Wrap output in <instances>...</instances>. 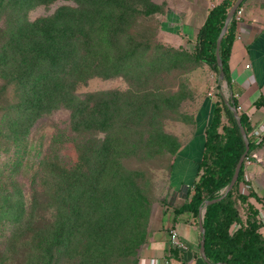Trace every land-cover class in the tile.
Segmentation results:
<instances>
[{
  "label": "rangeland",
  "instance_id": "obj_1",
  "mask_svg": "<svg viewBox=\"0 0 264 264\" xmlns=\"http://www.w3.org/2000/svg\"><path fill=\"white\" fill-rule=\"evenodd\" d=\"M190 2L116 0L109 3L126 11V21H121L117 37L119 43L125 41L135 50L130 57L132 67L108 77L93 76L80 83L75 90L80 98L88 93H98L93 99L103 100L102 104L113 100V94L119 96L114 101L119 102L117 108L122 111L114 119L120 122L121 131L115 146L111 143V147L105 150L107 156L110 153L114 156L113 162L105 170V180L100 176L101 164L91 165L90 161L85 169L89 173L74 185L78 172L74 173L73 168L84 161L79 156L80 151L91 135H81L77 145V131L71 122V109L67 106L45 111L33 120L27 119L26 111L18 107L13 116L15 118L20 114L21 121L13 120L19 125V130L28 125L26 134L32 144L27 149L31 159L26 162V154L18 170L6 168L16 149L7 135L6 120L1 114L13 96L12 86L8 88V99L4 97L6 102L0 100V189L3 190L0 194L5 192L6 186L15 194V201L20 203L21 199L24 200L27 211L8 203L0 210V213L11 218L3 231L4 235L0 231V264H42V252L37 244L40 234L45 231L41 227L43 220L40 219V224L35 223L36 226L32 227L30 222L34 223L35 217L28 212H44L42 217L49 218L51 215V221L55 223L58 220L57 209L64 211L67 206L60 196L53 195L58 181L50 177L48 162L50 152H55L57 147L59 156L70 169L69 178L73 182L64 195L68 198L69 213L64 222L65 230L69 231L67 237L70 246L61 264L138 263L145 244L166 219L171 204V162L197 132L204 137V127L209 123L214 101L220 99V91L224 96H229L231 92L227 81L219 82L217 73L209 64L197 61L185 48L182 50V46H190L183 37V29L179 27L176 30L165 23L168 12L185 7ZM63 5L71 6L70 11L74 13L73 9L78 3L76 0H56L39 4L30 8L28 16L30 19L46 16ZM241 6L243 17L246 10L251 9L253 21L264 27V0H244ZM146 41H150L151 51L163 54L157 63L159 67L147 69L151 67L150 63L142 55L150 50L142 45ZM169 47L180 50L167 51ZM79 57L80 53L76 52L72 59L74 61ZM158 88L162 91H155ZM141 92L146 94L137 96ZM92 103L91 99L89 105ZM59 130H64L62 134L65 137L54 147L53 135L58 134ZM106 133L100 131L99 137L104 138ZM256 142L259 145L248 153L244 163L251 168L248 171L249 184L253 183L264 196V138ZM243 205V202L238 203L240 210H243ZM245 210L248 212V209ZM20 220H23L20 236L13 241L14 247L9 246L14 239L9 237ZM56 229L50 227V242Z\"/></svg>",
  "mask_w": 264,
  "mask_h": 264
},
{
  "label": "trees",
  "instance_id": "obj_2",
  "mask_svg": "<svg viewBox=\"0 0 264 264\" xmlns=\"http://www.w3.org/2000/svg\"><path fill=\"white\" fill-rule=\"evenodd\" d=\"M54 1L56 0H0V77L3 81L0 84V100L6 102L8 88L12 86L13 89V96L1 114L6 120L7 135L16 147L11 162L6 163L9 164L6 168L10 171L18 170L26 154V162L31 159L27 149L32 144L26 134L28 125L19 130V125L14 122L17 119L21 121L20 114L15 118L13 116L18 111V107L26 111L27 119L33 120L45 111L51 112L61 106H67L71 109V122L77 131V145L80 143L81 135L85 136V133L91 135L80 151L79 156L83 157L84 161L73 168L74 173L78 172V176L74 178V185L80 182L83 175L89 173L85 169L89 167L90 161H92L91 165L101 164L102 171L99 172L105 180V170L111 165L114 157L111 153L107 156L106 151L111 147V143L113 147L115 146L121 131L120 122L114 119L115 115L122 111L117 108L119 102L114 101L119 96L113 94V100L102 104L103 100L93 99L99 95L98 93H88L80 98L75 94V90L80 83L88 81L93 76L108 77L132 67L130 57L135 50L133 51L131 44L125 41L119 43L117 37V31L121 29V21H126L124 19L126 11L109 5L116 0H76L78 6L74 7V13L70 11L71 6L63 5L52 14L36 19L29 18L30 8ZM234 2L235 0H222L214 4L198 30L194 46L189 49L181 45L182 50L185 48L186 52L197 61L209 64L217 75L219 72L216 58L217 38ZM236 29L237 21L233 17L221 42L220 53L224 64L225 79L233 94L234 102L238 105L233 92L229 66L231 45ZM142 45L150 49L148 53L145 51L142 53L151 66L147 69L159 67L157 63L163 54L151 51L150 41ZM178 50L174 47L167 48V51ZM76 52L80 53V57L73 61L72 58ZM188 53L185 54L189 56ZM221 81L219 79V82ZM155 91L162 90L158 88ZM145 94L141 92L137 96ZM218 95L220 99L214 101L209 123L204 127V150L198 163V178L194 183V191L187 201L175 208L176 213L191 210L195 215H199L200 207L205 199L220 196L231 181L235 166L245 150V140L234 112L226 103L224 93L220 91ZM91 99L94 103L89 105ZM240 114L249 136L252 125L244 113ZM100 131L107 132L104 138L99 137ZM63 132L64 130H59L58 134L53 135L54 147L55 144L62 142L65 137ZM249 140V152H251L259 143L250 136ZM104 146L106 147L103 149ZM57 150L58 147L55 152H50L48 162L50 177L53 176L58 181L53 195L60 196L67 206L64 211L57 209L58 220L55 223L51 221V215L49 218L42 217L44 212H40L41 215L31 210L28 212L35 217L34 223L30 222L32 227L35 223L40 224V219L43 220L41 227L45 231L40 234L37 244L42 252L40 254L42 264L63 263L62 257L67 255L70 246L69 237H67L69 231L65 230L64 222L69 213L67 212L68 198L64 195L68 186H72L73 182L69 178L71 177L70 169L67 168ZM172 165L173 161L169 173ZM244 167L245 163L241 167L234 187L227 195L206 207L204 213L205 246L208 258L212 262L264 264V236L260 231L258 209L248 202L249 197L255 195V192L252 190L248 194L239 192V183L245 177ZM0 191L3 190L0 189ZM15 198V194L5 186V192L0 194V210L8 203L26 212L27 207L24 200L21 199L18 203ZM239 200L249 204L247 225H242L231 233L229 230L231 224L242 220L238 206ZM10 220V217L0 213L2 235ZM22 221L20 220L19 224L14 227L13 234L9 237L14 239L10 241L9 246L14 247L13 241L16 236H20ZM27 222L29 223V220ZM50 227L52 229L57 227L51 238L52 242H50ZM136 264H138L137 261Z\"/></svg>",
  "mask_w": 264,
  "mask_h": 264
},
{
  "label": "crops",
  "instance_id": "obj_3",
  "mask_svg": "<svg viewBox=\"0 0 264 264\" xmlns=\"http://www.w3.org/2000/svg\"><path fill=\"white\" fill-rule=\"evenodd\" d=\"M191 1L185 7L168 12L165 22L168 26H174L173 29L178 30L179 27L183 29V37L190 48L196 42L198 30L204 23L209 9L222 0ZM252 15V10L247 9L241 23L237 24L231 45L229 66L237 104L243 106V111L240 113L248 117L253 128V125L264 119V27L253 21ZM168 22H173L176 26ZM237 33L241 35L240 38L237 37ZM199 135L197 132L191 137L173 159L169 178L173 190L169 200L171 204L168 206L166 219L152 232L145 244L138 264H209L203 258L200 249L202 233L199 215H195L191 210L175 212V208L187 201L194 191V183L198 178V163L203 154L205 140ZM249 136L255 139L252 129ZM247 165L248 163L244 167V174L249 184L248 171L251 168ZM249 186L255 195H251L248 202L257 204L264 197L255 189L253 183ZM244 205H247V202ZM172 227L179 229L182 237L189 244L188 250H181L171 245L170 228ZM262 229L264 230V226Z\"/></svg>",
  "mask_w": 264,
  "mask_h": 264
},
{
  "label": "water",
  "instance_id": "obj_4",
  "mask_svg": "<svg viewBox=\"0 0 264 264\" xmlns=\"http://www.w3.org/2000/svg\"><path fill=\"white\" fill-rule=\"evenodd\" d=\"M244 0H235V2L232 4V6L230 7L224 25L222 26V29L219 33V36L217 38V44H216V58H217V64L219 67V72H218V77L220 80H225V71H224V64H223V59L221 57V53H220V47H221V42L223 40V37L229 27V24L231 22V20L234 17V14L238 8V6H240L242 4ZM226 99V103L230 106V108L233 110L234 115L236 117V120L240 126L242 135L244 137L245 140V150L244 152L241 154L236 166H235V171L234 174L231 178V181L229 182V184L224 188L223 193L216 197V198H207L204 200L203 204L200 207V211H199V226H200V230L202 233V238H201V243H200V249H201V253L203 258L209 263V264H227V263H221V262H212L210 261V259L208 258V255L206 253V246H205V239H206V228L204 225V213L206 211V207L207 205L216 202L218 200H221L223 197H225L227 195V193L234 187L238 177H239V173L241 170V167L246 159V157L248 156V152L250 149V140H249V136L248 133L246 131L245 126L242 123V119H241V114L237 109V105L234 102V98H233V94L232 92L229 93V96H225Z\"/></svg>",
  "mask_w": 264,
  "mask_h": 264
},
{
  "label": "built area",
  "instance_id": "obj_5",
  "mask_svg": "<svg viewBox=\"0 0 264 264\" xmlns=\"http://www.w3.org/2000/svg\"><path fill=\"white\" fill-rule=\"evenodd\" d=\"M212 1V0H209ZM234 17L237 21V24H240L243 18V6H238ZM237 37H241L239 33H237ZM237 109L239 112L243 111V106L241 104L237 105ZM252 133L255 135V139L257 141H260L264 136V119L258 123L253 125ZM248 157V156H247ZM246 157V158H247ZM249 184L246 180V178H243L239 183V192L241 194H248L249 193ZM241 203L242 201L239 200ZM244 203V202H243ZM247 208H246V207ZM255 208L258 209V218L260 220V231L264 232L262 227L264 226V198L260 200L257 204L254 203ZM243 210H240L242 220L241 221H235L230 226V232L233 233L237 228L241 227L242 225H247V218H248V212L245 209H248L249 204L241 206ZM264 236V234H263ZM170 243L173 247L181 249V250H188L189 244L188 242L182 237L179 229L177 227L170 228Z\"/></svg>",
  "mask_w": 264,
  "mask_h": 264
}]
</instances>
